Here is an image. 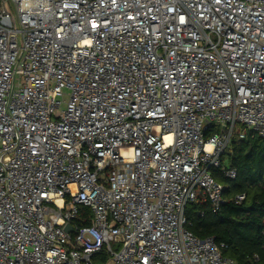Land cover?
<instances>
[{"label":"built area","instance_id":"1","mask_svg":"<svg viewBox=\"0 0 264 264\" xmlns=\"http://www.w3.org/2000/svg\"><path fill=\"white\" fill-rule=\"evenodd\" d=\"M237 124L264 138V0H0V264H237L186 216Z\"/></svg>","mask_w":264,"mask_h":264},{"label":"trees","instance_id":"2","mask_svg":"<svg viewBox=\"0 0 264 264\" xmlns=\"http://www.w3.org/2000/svg\"><path fill=\"white\" fill-rule=\"evenodd\" d=\"M222 161L237 170L234 179L220 169L213 171L225 185V203L214 211L201 195L186 209L187 228L200 239L213 237L224 243V255L237 264H264V138L252 133L233 138ZM239 194L246 195L242 202L235 201ZM90 216V208L80 206L74 223L88 224Z\"/></svg>","mask_w":264,"mask_h":264},{"label":"rangeland","instance_id":"3","mask_svg":"<svg viewBox=\"0 0 264 264\" xmlns=\"http://www.w3.org/2000/svg\"><path fill=\"white\" fill-rule=\"evenodd\" d=\"M242 132H244L246 134H249L250 133V131L246 127L242 126L241 124H237L236 129H235V134H234L233 138L234 139L235 138L236 139H239V135Z\"/></svg>","mask_w":264,"mask_h":264},{"label":"water","instance_id":"4","mask_svg":"<svg viewBox=\"0 0 264 264\" xmlns=\"http://www.w3.org/2000/svg\"><path fill=\"white\" fill-rule=\"evenodd\" d=\"M66 230H67L68 232H72V231H73L72 225H71V224H68V225L66 226Z\"/></svg>","mask_w":264,"mask_h":264},{"label":"snow or ice","instance_id":"5","mask_svg":"<svg viewBox=\"0 0 264 264\" xmlns=\"http://www.w3.org/2000/svg\"><path fill=\"white\" fill-rule=\"evenodd\" d=\"M183 19V18H182Z\"/></svg>","mask_w":264,"mask_h":264}]
</instances>
